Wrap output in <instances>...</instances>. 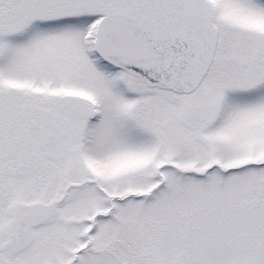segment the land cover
Returning <instances> with one entry per match:
<instances>
[{
  "label": "snow or ice",
  "instance_id": "6c2138e0",
  "mask_svg": "<svg viewBox=\"0 0 264 264\" xmlns=\"http://www.w3.org/2000/svg\"><path fill=\"white\" fill-rule=\"evenodd\" d=\"M0 264H264V0H0Z\"/></svg>",
  "mask_w": 264,
  "mask_h": 264
}]
</instances>
